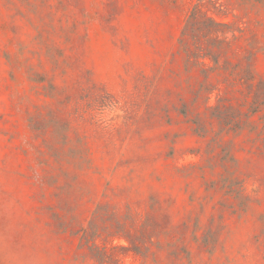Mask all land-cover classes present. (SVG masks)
I'll use <instances>...</instances> for the list:
<instances>
[{
	"label": "rangeland",
	"instance_id": "1",
	"mask_svg": "<svg viewBox=\"0 0 264 264\" xmlns=\"http://www.w3.org/2000/svg\"><path fill=\"white\" fill-rule=\"evenodd\" d=\"M0 264H264V0H0Z\"/></svg>",
	"mask_w": 264,
	"mask_h": 264
},
{
	"label": "trees",
	"instance_id": "2",
	"mask_svg": "<svg viewBox=\"0 0 264 264\" xmlns=\"http://www.w3.org/2000/svg\"><path fill=\"white\" fill-rule=\"evenodd\" d=\"M199 6L200 5H197L195 7L194 11L192 12V14H191V16L189 18L188 25L186 27V33L188 32V30L191 29L192 24L197 21V10H198ZM208 21L210 22L211 25H214V27H225V26H227V24L218 23L213 18H209Z\"/></svg>",
	"mask_w": 264,
	"mask_h": 264
}]
</instances>
